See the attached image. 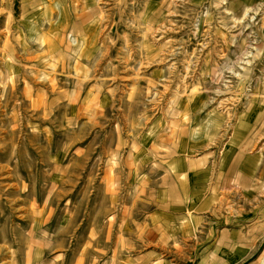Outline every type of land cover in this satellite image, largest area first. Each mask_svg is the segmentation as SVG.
<instances>
[{"label":"rangeland","instance_id":"1","mask_svg":"<svg viewBox=\"0 0 264 264\" xmlns=\"http://www.w3.org/2000/svg\"><path fill=\"white\" fill-rule=\"evenodd\" d=\"M47 1L0 0V48L6 41L19 45L16 88L11 87L12 81L0 78V180H4L0 181V247H6L0 250V264H192L191 245L171 243L162 229L145 225L150 210L139 206L134 213L137 225H131L128 213L111 210L118 186L112 167L104 170V197L86 196L91 201L87 214L85 115L95 114L93 120L99 112L98 98L85 107L87 83L96 80L94 68L85 71V61L101 65L103 75L113 74L116 63L125 65L134 76L118 82L127 89L117 98L138 91V110L150 116L162 110L172 126L178 120L179 98L199 94L209 95L205 102L220 111L229 108L234 124L240 113L264 109V25H260L264 0H229L231 14L214 6L220 0H101L99 11L86 19L85 0H63L70 13L64 30L58 25L55 0ZM29 2L43 11L37 6L25 11ZM248 8L251 17L237 26L234 19L243 18ZM51 9L56 10L52 16ZM27 16L33 19L23 18ZM83 18L90 35L85 45L88 55L75 51L72 43V26ZM96 19H101L98 31ZM54 24L66 33L67 58L46 51L51 38L37 40ZM247 60L248 71L242 72ZM155 71L160 75H153ZM6 72L0 58V75ZM148 81L153 84L146 90ZM141 116L144 121L147 115ZM253 140L248 151L264 155V133ZM95 171L100 175L103 166ZM250 189L254 201L264 207V180ZM245 190L236 180L233 190L224 193L234 197L233 203L228 202L234 214L243 206ZM32 222L41 226L32 227Z\"/></svg>","mask_w":264,"mask_h":264},{"label":"crops","instance_id":"2","mask_svg":"<svg viewBox=\"0 0 264 264\" xmlns=\"http://www.w3.org/2000/svg\"><path fill=\"white\" fill-rule=\"evenodd\" d=\"M86 68H94L96 80L87 83L85 107L98 98L99 112L93 120L95 114L85 115L87 214L91 201L86 196L104 197L106 171L112 167L118 186L111 210L128 213L131 225H137L134 213L139 206L150 210L145 225L162 229L171 243L191 245L192 264H264V207L254 201L250 189L264 180V155L248 151L255 136L264 133V109L242 112L231 124L229 108L220 111L205 102L209 95L199 94L179 98L178 120L172 126L162 110L153 116L138 110V91L117 98L127 89L118 82L134 76L125 65L116 63L113 74L104 75L101 65L85 61ZM152 84L148 81L146 90ZM140 113V118L147 115L144 121ZM100 166L106 171L95 175ZM236 180L247 190L234 214L228 205L234 197L224 193L233 190Z\"/></svg>","mask_w":264,"mask_h":264},{"label":"bare ground","instance_id":"3","mask_svg":"<svg viewBox=\"0 0 264 264\" xmlns=\"http://www.w3.org/2000/svg\"><path fill=\"white\" fill-rule=\"evenodd\" d=\"M44 1V4H48V1L47 0H41V3ZM47 1V2H46ZM53 1V0H52ZM218 1V0H217ZM55 3H56V9L58 10V14H56L57 15V17L59 16V18H58V20L59 21H61L60 22V24H58L59 25V28L62 30L63 28H64V26L66 27V19H68L69 18V9H68V7L67 6H65V2L63 1V0H55ZM97 3H101V0H85V5H87L86 6V8H85V19L86 18H88V17H91V14L92 13H95V11H99L98 9H99V5H103V4H97ZM160 3V2H159ZM202 3H205V2H202ZM50 4V3H49ZM107 4V3H106ZM29 7L27 8V7H25V11L26 10H28L30 7H35V6H37V9L41 12V11H43V8H41V6H39V5H37L36 3H31V2H29V4H27ZM41 5H43V4H41ZM81 5V4H80ZM84 5V4H83ZM160 5V4H159ZM215 5H218L219 7H221V9H223L226 13L225 14H231V12L229 11V9L227 8V6L228 5H230V1L229 0H220L219 1V4H214V6ZM257 5V4H256ZM258 5H259V3H258ZM45 6V5H44ZM79 6V5H78ZM253 6V5H252ZM255 6V5H254ZM253 6V7H254ZM264 6V5H263ZM171 7V6H170ZM250 7V6H249ZM39 8H41V9H39ZM250 8H252V7H250ZM250 8H248V10L246 9V12H245V14H244V17L243 18H241V19H234L235 17H233V19L235 20V22H236V24H237V26H240L241 24H243L242 23V21H244V20H246V17H251V9ZM258 8V7H257ZM35 9V8H34ZM73 9V8H72ZM79 9V8H78ZM77 9V10H78ZM84 9V8H83ZM80 10V9H79ZM156 10V9H155ZM161 10V9H160ZM222 10V11H223ZM73 11V10H72ZM253 11H254V8H253ZM258 11H259V9H258ZM55 12H56V10H54V9H51L50 10V15L52 16V14H55ZM257 12V11H256ZM37 13V12H36ZM35 13V14H36ZM106 13V12H105ZM159 13V12H158ZM220 14H221V11H220ZM254 14V13H253ZM258 14V13H257ZM162 15V14H161ZM255 15V14H254ZM41 16H43V15H39L38 17H41ZM71 16V15H70ZM231 17L233 16V14L232 15H230ZM76 17H78V16H76ZM223 17V16H222ZM254 17V16H253ZM24 19H33V17H23ZM221 18V17H220ZM245 18V19H244ZM102 19V18H101ZM101 19H96L95 21H94V29H96V31H98L99 30V28H100V21H101ZM226 19V18H225ZM255 19V18H254ZM9 20V19H8ZM37 20V19H36ZM79 20H81V22L79 23V22H76L75 24H74V26H72V34L74 35V37H73V40H72V43L74 44H72L73 45V47H74V50L75 51H79V52H81V53H84L85 52V55H88V52H89V50L86 48V39L90 36L89 34H87V25H86V27L84 28L83 27V25H82V22H83V20H84V18L83 19H79ZM92 20V19H91ZM222 20V19H221ZM224 21V20H223ZM233 21V20H232ZM251 21H252V18H251ZM251 21H250V23H251ZM228 22V21H227ZM263 22V21H262ZM33 23V22H32ZM85 23H86V20H85ZM225 23H226V21H225ZM224 23V24H225ZM234 23V22H233ZM235 24V25H236ZM251 24H253V23H251ZM102 25V24H101ZM261 26L262 25H264V24H260ZM50 26V25H49ZM88 26H91V25H88ZM226 26V25H225ZM222 27H223V22H222ZM232 27H233V25H232ZM231 27V28H232ZM162 28V27H161ZM224 28H226V27H224ZM263 28V27H262ZM227 29V28H226ZM257 29H258V27H257ZM259 29H260V27H259ZM23 30V29H22ZM64 30V29H63ZM100 30H101V28H100ZM228 30V29H227ZM67 31V30H66ZM13 34V33H12ZM44 34V35H43ZM41 36H39V38L37 39V40H39L40 41V43H41V41H48L50 38H51V40L50 41H48V42H46V44H45V46L47 45L48 47H47V50L46 51H48L49 50V53L50 54H54L55 52L58 54L57 56L58 57H60L61 59H62V56H63V58L65 57V58H67V54H65V52H64V46L66 45V37H65V35L64 34H66V33H64V34H61V32L57 29V27L55 26V24L54 25H52V26H50L49 27V29H48V31H47V33H43ZM24 35V34H23ZM84 36V37H78V36ZM229 36V35H228ZM53 37H54V41L51 43V41H52V39H53ZM34 39V38H33ZM97 39V38H96ZM25 41V40H24ZM27 41V40H26ZM97 41H98V39H97ZM21 43H22V41H21ZM27 43V42H26ZM29 43V42H28ZM35 43V42H34ZM30 44V43H29ZM18 45V44H17ZM17 45H15V44H12V43H10V42H5L4 44H3V46H2V48H0L1 49V51L2 52H0L1 54V61H2V65L5 67V70L7 71L6 72V75H4V73L3 74H1L0 75V78H5L6 80H8V82L9 81H12V86L11 87H13L14 89L16 88V86L14 85L15 84V74H16V72L17 73H19V67H18V58H19V49L17 48ZM22 45H26V44H23L22 43ZM19 46V45H18ZM29 46V45H28ZM101 46H102V44H101ZM21 47V46H20ZM23 47V46H22ZM24 48V47H23ZM29 48V47H28ZM46 48V47H45ZM135 49V48H134ZM228 50V49H227ZM25 51V50H24ZM52 56H54V55H52ZM56 56V55H55ZM57 56H56V59H57ZM41 59V58H40ZM54 59V58H53ZM226 59V58H225ZM36 62V61H35ZM59 62V61H58ZM52 63V62H51ZM49 64H50V62H49ZM243 65H242V68L240 69L242 72H246V71H248L247 70V68H248V66L250 65V62L247 60V62L246 61H244L243 63H242ZM54 65V64H53ZM56 66V65H55ZM48 67V66H47ZM53 68V67H52ZM56 68V67H55ZM55 71V70H54ZM46 72V71H45ZM21 73V72H20ZM59 73V72H58ZM55 74V73H54ZM231 74V73H230ZM242 74L243 73H239L237 76H242ZM15 75V76H14ZM232 76V75H231ZM71 77V76H70ZM230 77V76H229ZM18 79V78H17ZM21 79V78H20ZM71 79V78H70ZM232 79V78H231ZM56 80V79H55ZM7 84V83H6ZM6 84H5V86H6ZM49 84V83H48ZM11 85V84H10ZM53 86V85H52ZM19 88H20V86H19ZM13 89V90H14ZM22 89V88H21ZM52 89V88H51ZM20 90V89H19ZM16 91H18V90H16ZM52 91V90H51ZM17 93V92H16ZM71 101V100H70ZM1 104V103H0ZM30 104H31V102H30ZM8 106V105H7ZM6 106V107H7ZM38 106V105H37ZM76 107V106H75ZM79 108V107H78ZM17 120V119H16ZM68 123V122H67ZM69 124V123H68ZM74 134H75V132H74ZM84 138V137H83ZM68 141V140H67ZM0 166H3V165H1V163H0ZM3 179H5V178H3ZM0 181H4V180H0ZM7 185H9V184H7ZM9 187V186H8ZM6 191H9V189H7ZM6 205V204H5ZM1 206L2 205H0V209H1ZM9 210L13 213V211H14V209L11 207V206H9ZM0 215H2L3 216V213L2 212H0ZM33 221H34V219H33ZM31 222V221H30ZM70 224V226H72L74 223H69ZM39 226H41V222H32V227H36V228H38ZM35 232V231H34ZM4 245H2L1 247H0V250L2 251V250H4ZM6 248V247H5ZM85 252V251H84ZM83 256V255H82ZM84 257V256H83Z\"/></svg>","mask_w":264,"mask_h":264}]
</instances>
